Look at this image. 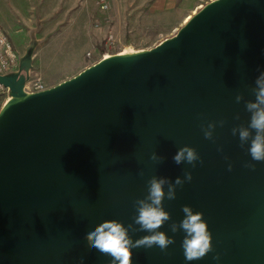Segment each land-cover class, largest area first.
I'll list each match as a JSON object with an SVG mask.
<instances>
[{
    "label": "water",
    "instance_id": "95a60500",
    "mask_svg": "<svg viewBox=\"0 0 264 264\" xmlns=\"http://www.w3.org/2000/svg\"><path fill=\"white\" fill-rule=\"evenodd\" d=\"M30 39L19 69L0 75L9 91L0 110V264H110L86 234L105 220L134 224L147 181L174 183L186 171L193 179L165 199L170 220L159 229L176 243L134 249L132 264H264V162L231 133L247 125L245 104L264 72V0H213L153 48L103 58L38 93L24 91L39 45ZM212 123L207 140L202 128ZM184 146L196 149L195 167L174 162ZM185 205L204 214L213 237L214 250L191 262L184 233L170 230Z\"/></svg>",
    "mask_w": 264,
    "mask_h": 264
},
{
    "label": "clouds",
    "instance_id": "9594fccd",
    "mask_svg": "<svg viewBox=\"0 0 264 264\" xmlns=\"http://www.w3.org/2000/svg\"><path fill=\"white\" fill-rule=\"evenodd\" d=\"M255 85V99L249 100L245 104V110L250 114L247 125L232 127L231 133L233 136L238 135L242 148L248 146L247 152L252 161L264 162V72L256 79ZM242 100V95H236L235 102L237 104ZM235 119L238 120L239 116L237 115ZM219 123L223 127L225 121L221 120ZM215 127L216 125L212 123L208 125L207 129L202 128L205 139H213L212 132L208 129ZM218 150L223 151L222 148ZM151 159L158 160L160 158L153 154ZM173 160L177 165L187 163L195 167L200 157L196 149L184 146L176 152ZM244 166L255 170V164L251 162ZM228 170L232 171L231 164H229ZM192 179L190 171H186L183 178L177 177L174 183L166 178L153 176L147 181L146 197L134 202L137 213L133 218L134 224L125 226L118 220H105L86 234L85 239L88 246L100 254L110 257V264H132L134 249L157 247L166 252L171 245L176 243V240L174 236L170 237L165 232L159 231L170 220V213L165 210L163 202L165 199L175 200L177 188L182 187L185 182H191ZM165 186H167V192H165ZM182 212L184 218L179 224L173 223L170 230L173 234L181 231L184 233L181 247L186 261L201 260L214 250L209 225L202 212L195 211L188 205L182 207ZM133 225H139V229L134 228ZM135 231L149 234L133 240L130 232ZM214 259L218 260L219 256ZM81 264H83V259H81Z\"/></svg>",
    "mask_w": 264,
    "mask_h": 264
},
{
    "label": "rangeland",
    "instance_id": "374dc122",
    "mask_svg": "<svg viewBox=\"0 0 264 264\" xmlns=\"http://www.w3.org/2000/svg\"><path fill=\"white\" fill-rule=\"evenodd\" d=\"M211 1L213 0H183L181 6H177L180 12H177L178 14L166 13L162 24L131 22L129 19L123 21V23H118V26L114 25L115 23H111V21L107 22L109 23L108 25L104 23L97 43L92 46L89 40L83 37L82 25L80 24L79 16L77 18V14L75 13L68 14L62 28L59 25L61 24L59 16H54L53 19L42 23L36 21L32 25L31 36L34 34L36 38L42 39V42H39L35 54L39 50L42 51L41 56L46 59L44 64L47 62L46 67L49 79L53 82L67 80L78 73L80 74L82 70L97 63V61L102 60L104 56L121 54L124 51H139L153 48L163 40L174 36L182 28L171 29V26L179 25L177 19H179L181 11L190 8L197 12L199 8ZM36 2L38 3V0ZM1 3H4V1H0V5ZM18 8V10L13 12L16 22L15 26L24 27L27 22V15L24 13L23 5L18 3ZM100 9H103L101 5ZM110 34L116 37L118 43L107 46L106 40ZM27 47L22 51L21 56L25 54ZM88 53H93L94 58L92 60L88 59ZM33 69L35 73L42 77L43 73L39 67L34 66ZM42 78L46 85L49 86L50 82L44 77ZM4 103L3 101L0 102V110Z\"/></svg>",
    "mask_w": 264,
    "mask_h": 264
},
{
    "label": "crops",
    "instance_id": "0c3cea01",
    "mask_svg": "<svg viewBox=\"0 0 264 264\" xmlns=\"http://www.w3.org/2000/svg\"><path fill=\"white\" fill-rule=\"evenodd\" d=\"M4 1L0 5V27L9 36L17 52L22 54V51L27 47L30 41L33 24L36 21L46 22L53 19L54 16H59V24L64 27L68 14L75 13L79 16L81 29L84 33L83 37L89 40L92 45L96 44L100 35L102 25H108L110 22L123 23L129 19L131 22H150L162 24L165 14H176L180 12L177 6H181L183 0H108L109 11L101 10L99 0H0ZM18 3L23 5L24 13L27 15V22L24 27L15 26L13 12L18 10ZM143 8V9H142ZM148 8V9H147ZM200 9V8H199ZM196 12L193 9L181 11L177 23L179 25L171 26V29H178ZM178 14V13H177ZM129 17V18H128ZM57 28V27H56ZM107 28V26H105ZM38 39V38H37ZM41 43L42 39H38ZM42 51L39 50L34 56V66L39 67L43 73L42 77L50 82V87L61 83L53 82L47 74L45 58L41 56ZM64 81V80H63Z\"/></svg>",
    "mask_w": 264,
    "mask_h": 264
},
{
    "label": "built area",
    "instance_id": "2783aa9c",
    "mask_svg": "<svg viewBox=\"0 0 264 264\" xmlns=\"http://www.w3.org/2000/svg\"><path fill=\"white\" fill-rule=\"evenodd\" d=\"M99 4L103 8L102 10L109 11L110 5L108 0H99ZM108 36L109 37L106 40L107 46H112L115 43H118V40L114 35L110 34ZM21 57V54L17 52V49L13 45L12 41L9 39L7 33L2 27H0V75L3 76L8 73L17 71L19 69L18 64H20ZM87 57L89 60H92L94 58V55L93 53H88ZM28 78L29 81L26 83L24 91L30 93H38L45 91V89L49 88L43 78L40 77L39 74L35 73L34 69L30 72V76ZM8 97V89L0 85V100L6 103Z\"/></svg>",
    "mask_w": 264,
    "mask_h": 264
},
{
    "label": "bare ground",
    "instance_id": "6f19581e",
    "mask_svg": "<svg viewBox=\"0 0 264 264\" xmlns=\"http://www.w3.org/2000/svg\"><path fill=\"white\" fill-rule=\"evenodd\" d=\"M132 52H134V51H124V52L121 53V54H128V53H132ZM108 57H110V56H109V55L105 56V58H108Z\"/></svg>",
    "mask_w": 264,
    "mask_h": 264
}]
</instances>
